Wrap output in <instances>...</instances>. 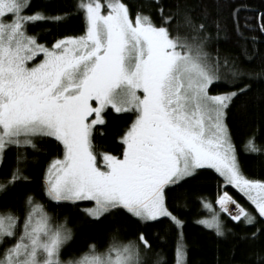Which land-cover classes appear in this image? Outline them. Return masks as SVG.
Returning a JSON list of instances; mask_svg holds the SVG:
<instances>
[{
    "label": "snow or ice",
    "instance_id": "snow-or-ice-1",
    "mask_svg": "<svg viewBox=\"0 0 264 264\" xmlns=\"http://www.w3.org/2000/svg\"><path fill=\"white\" fill-rule=\"evenodd\" d=\"M31 8L32 0H0V165L14 154L0 194L29 180L30 154L34 163L42 147L62 148V157L44 171L49 201L92 202L83 211L94 221L118 215L142 225L167 221L177 233L175 264H187L184 222L170 209V194L210 169L221 178L222 190L214 204L201 199L206 215L197 223L227 238V217L237 225H260L251 239L264 236V179L244 174L226 122L235 101L248 94L244 81L251 74L208 51L207 14L197 21L179 5L166 11L163 0H148L134 13L126 0H76L74 11L63 14L30 13ZM72 15L82 16L79 35L49 46L39 33H30L37 23L59 25ZM233 17L239 34V9ZM245 28L264 35V13L254 28L247 22ZM216 29L219 36V23ZM251 40L255 45L257 37ZM222 85L227 89L212 94ZM113 112L130 120L119 156L97 152L94 144ZM244 150L264 155L255 134ZM72 238L66 222H55L33 195L25 199L22 225L16 210L0 211V264H149L153 253L143 232L127 241L113 234L103 251L90 244L65 261L62 253ZM153 255L152 264H166L162 252ZM257 261L264 264V256Z\"/></svg>",
    "mask_w": 264,
    "mask_h": 264
},
{
    "label": "trees",
    "instance_id": "trees-1",
    "mask_svg": "<svg viewBox=\"0 0 264 264\" xmlns=\"http://www.w3.org/2000/svg\"><path fill=\"white\" fill-rule=\"evenodd\" d=\"M131 5L134 13L148 0H126ZM76 0H32L29 12L44 10L49 14L72 13ZM166 11H175L177 5L181 10H191V15L201 20L207 14V25L212 33L208 51L215 55L218 51L221 58H228L237 63L246 73L251 74V79L245 78V83L250 84L247 95H242L227 117V125L244 174L253 179H264V155H249L244 150L246 141L255 134V141L264 147V35L259 31L248 30L258 23L260 13H264V0H163ZM239 9L240 33H237L233 13ZM145 12L155 9L145 7ZM219 23L220 31L217 36L216 24ZM83 30L82 16L72 15L59 25L51 23H37L30 28V33H39L41 43L49 46L57 38L66 35H79ZM255 35L257 41L253 44L251 37ZM247 51V55L245 54ZM251 57V59H249ZM227 85L212 90V94L226 90ZM128 114L111 113L107 124L101 126L95 133L94 144L96 151H107L114 155L121 154L120 136L130 124ZM103 133V134H101ZM13 153H9L5 162L0 165V179L9 174L13 163ZM62 157V148L42 147L35 154L29 155V165L25 174L29 177L27 182H21L14 188H9L7 193L0 194V211L7 209L16 210L21 218L24 216V202L28 195H33L36 200L44 204L47 212L52 215L57 223H65L71 229L73 238L65 246L62 259L67 261L72 257H79L88 250L90 244H95L103 251L113 234H118L125 241L136 239L143 232L152 245L153 253L149 254V264H152L155 252H162L166 257V264H175V241L177 233L169 222H152L142 225L134 218L127 215L109 216L102 221H94L85 215L83 209L93 203L78 202L76 205L65 203L55 205L43 194V176L49 162L53 158ZM222 190V181L210 169L199 170L194 178H189L183 186H178L170 194L169 207L184 222L183 235L187 246V264H258L257 257L264 256V236L253 240L252 233L256 227L237 225L227 217L226 226L232 229L227 238H217L214 232L205 229L197 223L206 213L201 209L200 201L206 198L215 202L217 193ZM227 191L242 205L253 210L251 205L230 186ZM254 211V210H253ZM246 237V239H242Z\"/></svg>",
    "mask_w": 264,
    "mask_h": 264
},
{
    "label": "rangeland",
    "instance_id": "rangeland-1",
    "mask_svg": "<svg viewBox=\"0 0 264 264\" xmlns=\"http://www.w3.org/2000/svg\"><path fill=\"white\" fill-rule=\"evenodd\" d=\"M87 202H89V201H87ZM92 206H93V204L91 206H89V207H92Z\"/></svg>",
    "mask_w": 264,
    "mask_h": 264
}]
</instances>
